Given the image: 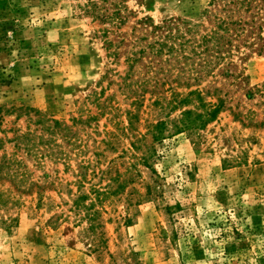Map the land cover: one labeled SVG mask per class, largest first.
<instances>
[{"label": "rangeland", "instance_id": "1", "mask_svg": "<svg viewBox=\"0 0 264 264\" xmlns=\"http://www.w3.org/2000/svg\"><path fill=\"white\" fill-rule=\"evenodd\" d=\"M86 3L0 0V264H264V0ZM196 89L225 106L178 134Z\"/></svg>", "mask_w": 264, "mask_h": 264}, {"label": "trees", "instance_id": "2", "mask_svg": "<svg viewBox=\"0 0 264 264\" xmlns=\"http://www.w3.org/2000/svg\"><path fill=\"white\" fill-rule=\"evenodd\" d=\"M100 0H87V3L85 5V13L89 14V15H93L94 18L100 19L102 22L103 21H119L120 23L124 22L123 19H125L122 16L121 13V9H117L116 12H114L112 15L110 16H106V14H102L100 12H98V3ZM144 24H146V26L148 25L149 27H151L153 29V32L151 34H154V36H156V33H158L156 36V41H154L152 48L155 47L156 49V55L157 56H161L163 54H170L172 55L173 53L177 52L176 50V41L179 39V35H177L180 31L179 27L176 26V24H174L173 22H164V25H153V24H149L147 20L144 21ZM173 30H174V34H173ZM218 35V32H212L210 36H205L203 37V43L205 45L206 51H210L209 48V44L210 42H212L214 40V38ZM218 38V37H217ZM218 38V42H219ZM172 43V44H170ZM150 46V45H149ZM221 44L218 43L217 47L220 48ZM141 55H143L146 51L145 50H141ZM152 53V52H151ZM136 54H133V57ZM132 63L131 64V69L134 66V63L138 62L137 58H131ZM206 64H210V66L214 63H212L211 61L209 62H205ZM204 79V76L202 75H196L194 78V81L196 82H200ZM147 83V82H146ZM210 92H207V94H209ZM217 93V90L214 91L213 95H215ZM175 98L173 99L172 105L173 108L176 109L177 107H181V106H187V105H191V104H197L196 106H198L197 110H185L184 112H182L181 114V118L178 120L175 128H176V133L180 134V133H184L187 131H195L196 129H200L204 126H206L207 124H209L210 122H213L217 119L218 115L221 113L222 109L224 108V101L221 98H217V103H208L205 101V97H204V93L203 91H201L200 89H196V90H192L188 93V95L185 98H178L180 95L174 94L173 95ZM33 111V110H32ZM38 113V112H36ZM55 126H59V122L55 121ZM153 131L154 133V138L155 139H160L162 136L165 135V124L164 123H160L158 124ZM26 136H21L19 137V139L14 140L19 141L22 139H26ZM18 143V142H17ZM7 166V170H9L12 165L14 164V160H12L11 158L9 159H5L3 161V163L0 164V173H4V175L6 177H10V171H6L3 172L5 167ZM23 175V174H22ZM12 176L14 178H17L18 174L16 173H12ZM3 196L2 193H0V206H7V202L5 200H3ZM82 199V198H79ZM78 199V200H79ZM76 204V203H75ZM79 204V203H77ZM86 207V206H85Z\"/></svg>", "mask_w": 264, "mask_h": 264}]
</instances>
